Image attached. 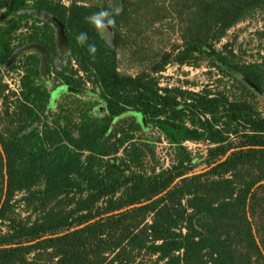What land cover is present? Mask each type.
Returning a JSON list of instances; mask_svg holds the SVG:
<instances>
[{
    "label": "trees",
    "instance_id": "trees-1",
    "mask_svg": "<svg viewBox=\"0 0 264 264\" xmlns=\"http://www.w3.org/2000/svg\"><path fill=\"white\" fill-rule=\"evenodd\" d=\"M141 5L148 14L180 9L186 34L151 55L150 70L126 74L118 49ZM100 11L115 19L107 33L88 20ZM256 13L264 0H121L120 9L0 0V264H264V112L254 94H264V60L222 42ZM53 21L71 50L57 79L99 97L76 95L50 121L51 91L40 78L41 54L53 64L58 54ZM38 45L46 50L24 51ZM204 57L239 85H163L168 64ZM11 71L19 91L9 88ZM162 136L176 150L168 165ZM201 140L209 159L198 170L185 143Z\"/></svg>",
    "mask_w": 264,
    "mask_h": 264
},
{
    "label": "rangeland",
    "instance_id": "rangeland-1",
    "mask_svg": "<svg viewBox=\"0 0 264 264\" xmlns=\"http://www.w3.org/2000/svg\"><path fill=\"white\" fill-rule=\"evenodd\" d=\"M64 1L68 4L72 2V0ZM79 2L113 9L121 8V0H79ZM141 6L142 8L134 14V23L129 24L130 30L127 31L124 28L126 35H124V41L118 49L119 69L126 74L136 75L144 70H150L154 65L150 56L154 55V53L157 54V52L171 50L174 46H179L186 34V28L179 13L180 9L173 11L160 7L159 13L148 14L145 5ZM55 24L58 28V46L64 49L68 47L67 35L59 24ZM228 41L235 44L237 50H239L241 55L243 54L245 59L264 60V14L256 13L238 22L228 31L222 42ZM33 47L40 51L46 50L42 45ZM24 51L33 52L34 48H27ZM160 77L165 86H182L184 89L189 90H201L206 86L218 89L229 83L239 85L236 80L227 75L223 68L213 67L208 57L191 64L170 63L160 73ZM8 79L12 80L15 86H18L20 76L17 72L11 71ZM9 85L11 91H14L15 89L11 86V83ZM47 86L51 89L57 87L54 80L47 82ZM69 92L78 91L73 88L62 87L54 92L51 107L53 106L56 112L61 111L62 103L68 104L69 100H73L76 97V95ZM254 94L264 112V94L260 92ZM82 95L84 98L91 100L89 96ZM0 106H3V104L0 103ZM97 111L100 115L104 113L100 107L97 108ZM128 117L129 115H126L124 119ZM138 120L142 122L143 119L138 118ZM153 130L154 135L159 136V130L155 125H153ZM159 140L157 145L159 155L161 154L163 161L168 165L172 162L176 153L175 146L171 145L170 141L164 136L160 137ZM185 144L194 151L196 169L207 168L209 142L207 140L187 141ZM21 193H17V199L22 196ZM21 208L23 209L24 207L21 205Z\"/></svg>",
    "mask_w": 264,
    "mask_h": 264
},
{
    "label": "flooded vegetation",
    "instance_id": "flooded-vegetation-1",
    "mask_svg": "<svg viewBox=\"0 0 264 264\" xmlns=\"http://www.w3.org/2000/svg\"><path fill=\"white\" fill-rule=\"evenodd\" d=\"M68 47L62 49V47L58 46V54L54 55V60H55V64H53V62L49 59L48 55L46 57V63H44V53L41 54L42 57V76L40 78L41 82L45 84V86L47 85V82L49 79H51V81H55L57 87L54 89L50 88L51 91V97L49 99V104L48 107L49 109H52V112L49 113V115L51 116L50 121H52L53 119H56L59 117L60 112H56V110H54V107H51L52 101H53V94L55 91H57L59 88L65 87V85L62 83V81L57 79V70L62 69L63 64H66L68 62V59L71 57V50L69 48V45H67ZM34 48V52L37 51V49L35 47ZM16 64V63H15ZM10 65H14V64H10ZM52 68H55L52 70ZM65 90V89H64ZM68 92V91H67ZM84 91L79 90V92L74 93V92H69V93H73L74 95H77V97L80 99L81 102H85V98L83 97L82 93ZM94 97V96H92ZM93 103L95 105H99L101 103L100 100L98 101H93ZM97 115H100L97 111ZM124 119V118H121Z\"/></svg>",
    "mask_w": 264,
    "mask_h": 264
},
{
    "label": "clouds",
    "instance_id": "clouds-1",
    "mask_svg": "<svg viewBox=\"0 0 264 264\" xmlns=\"http://www.w3.org/2000/svg\"><path fill=\"white\" fill-rule=\"evenodd\" d=\"M88 20L90 23L94 24L96 30L101 33H107L108 29L110 27H114L115 25L113 13H110L108 11H100L93 13L90 17H88ZM76 39L80 45H84L88 37L86 33H80L76 37ZM88 47L90 52L94 54L96 51L95 45H89Z\"/></svg>",
    "mask_w": 264,
    "mask_h": 264
},
{
    "label": "water",
    "instance_id": "water-1",
    "mask_svg": "<svg viewBox=\"0 0 264 264\" xmlns=\"http://www.w3.org/2000/svg\"><path fill=\"white\" fill-rule=\"evenodd\" d=\"M90 94H92L95 98L99 97L98 94L92 93V92L85 93V96H88ZM153 125L154 124L151 121H149L148 119H143L141 122V126H142L143 131L148 135L154 134Z\"/></svg>",
    "mask_w": 264,
    "mask_h": 264
},
{
    "label": "built area",
    "instance_id": "built-area-1",
    "mask_svg": "<svg viewBox=\"0 0 264 264\" xmlns=\"http://www.w3.org/2000/svg\"><path fill=\"white\" fill-rule=\"evenodd\" d=\"M7 81L9 82V84L11 83V86H13L16 91H19V89H20V80H18V86H15V84L12 83V80L8 79Z\"/></svg>",
    "mask_w": 264,
    "mask_h": 264
}]
</instances>
